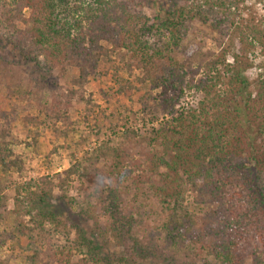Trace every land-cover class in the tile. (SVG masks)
<instances>
[{"label": "trees", "instance_id": "16d2710c", "mask_svg": "<svg viewBox=\"0 0 264 264\" xmlns=\"http://www.w3.org/2000/svg\"><path fill=\"white\" fill-rule=\"evenodd\" d=\"M247 1L178 0L164 18L153 21L143 11L150 0H0V65L10 62L9 54L15 51L13 62L44 71V79L54 70L61 79L75 74L68 101L41 102L39 115L25 116V125L39 128L42 116L68 120L69 104L83 99L90 73L112 54L127 62L130 71H141L166 111L175 108L198 76L196 87L204 95L197 108L174 118L173 127L153 130L151 137L127 135L117 148L95 150L96 162L110 152L115 172L127 164L136 169L144 164L147 169L133 179L129 171L122 176L133 180L137 190H150L143 239L133 237L135 218L119 202L106 209L111 222L105 225L91 206L73 211L66 201V182L73 177L93 180L94 169L72 164L57 175L59 197L52 181L42 178L43 189H27L15 199L16 209L31 222L17 225V232L29 240L26 248L34 249L28 264H105L103 253L111 245L122 249L117 257L121 262L131 256L149 259L147 252L156 250L155 257L171 264L193 262V257L206 263L213 257L220 264H264V17L257 16ZM194 23L216 34L218 52H205V42L189 38ZM224 37L226 47L221 46ZM255 51L263 60L257 65L258 80L250 82L246 72L254 65L247 56ZM9 104V111L0 109V172L22 176L26 162L14 150L13 128L6 120L17 109ZM258 135L263 140L256 144ZM158 144L165 153H173L170 161L155 150ZM202 156L208 162L201 161ZM4 189L0 178V221L2 213L10 214ZM89 222L92 237L83 226ZM46 224L66 234V241L75 231L70 252L83 257L73 262L65 258L63 240L51 243L53 229L47 231ZM34 238L48 243L35 249Z\"/></svg>", "mask_w": 264, "mask_h": 264}, {"label": "rangeland", "instance_id": "374dc122", "mask_svg": "<svg viewBox=\"0 0 264 264\" xmlns=\"http://www.w3.org/2000/svg\"><path fill=\"white\" fill-rule=\"evenodd\" d=\"M177 1L150 0L149 6L143 10L144 14L153 21L164 18L166 12ZM246 4L257 12V16L264 17V2L248 0ZM248 9L243 16L247 17L250 12ZM189 38L196 42H205L203 46L205 52L216 53L220 49L216 44V34L210 33L206 27L200 24L194 23ZM222 41L221 46L226 47V37ZM238 47L239 45L236 43L235 48ZM9 56L10 62L0 65V109L9 111L10 102L17 109L8 115L6 120L13 128L10 140L14 142V150L26 162V167L22 176L15 174L11 177L0 172L1 181L5 187L4 193L9 198L7 212H10L5 216V213L1 214L0 264H28L27 256L34 251V249L26 248L29 240L17 232L19 222L28 223L29 217L26 213H21L24 211L16 209L15 199L20 194H25L27 189L31 191H36L37 188L43 189L42 178L52 181L54 194L59 197L61 191L57 185L60 184V178L57 175L70 168L72 164L81 163L84 168L90 166L94 169L93 180L86 177H73L66 182V201L72 203L73 211L81 206H91L99 223L105 225L111 222L110 216L106 214V209L111 210L113 205L119 202L125 213H133L135 218L133 237L143 239V225L149 211L146 201L149 198L150 190L147 187L142 188V186H139L140 189L137 190L133 180L122 179V176L125 171H129L132 173L131 179H133L141 171L148 173L147 169L144 164H141V169L127 164L124 170L115 172V168L111 167L113 162L110 152L107 154V158L96 162L95 150L106 145L112 149L117 148L125 143L127 135L135 138L151 137L153 130L160 127H173L176 116L197 108L203 99L202 91L196 87L200 77L198 76L193 84H188L184 96L175 108L171 112L166 111L159 105L158 91L152 90L151 85L143 81L141 71L138 69L130 71L127 62L122 61L119 55L112 54L90 73L89 82L82 92L83 99L73 100L69 104L68 120L62 118L61 121H57V119L51 121L42 116L43 124L39 128H34L32 125H25L24 117L27 115L38 116L41 102L53 103L56 100L67 102L68 92L72 88L71 79L75 74L69 72L67 78L61 79L59 70H54L52 75L45 76L47 78L44 79V75H46L43 73L44 71L39 72L31 64L13 62L12 60L17 56L15 51H11ZM247 58L254 66L246 72V77L250 82H254L258 80L260 72L257 65L263 60V57L259 51H255L251 52ZM227 61L232 62V58L229 56ZM39 79L41 83L38 82ZM251 89L253 90V87ZM29 94L33 96L32 100H30ZM155 99L156 101H154ZM254 130L256 129L254 128ZM262 140L258 135L256 144L262 143ZM155 150L168 161L174 157L173 153L164 152L162 144L156 145ZM91 156L93 157L90 158ZM189 158L195 163L194 155H190ZM208 159L207 157L205 160L202 156L200 160L208 162ZM161 171H166V169L162 168ZM111 172L115 173L111 175L112 177L109 176ZM191 203L192 198L189 197L188 205L190 207ZM136 209L141 212V215L136 213ZM66 222L67 219L64 218L62 225L65 226ZM83 226L86 234L92 237V222ZM45 229H53V227L46 224ZM51 234L54 236L51 243L54 244L57 238L58 241L63 240L61 245H65L66 248L61 251V254L65 258L71 259L73 262L83 257L75 251L70 252V247L75 239V231L70 232L72 241H66V234L61 233L64 234L61 236L54 229L51 230ZM33 242L35 249L44 248L43 244L48 243L46 240L36 238ZM135 243L133 241V244ZM121 250L112 245L109 250L105 249L103 257L108 260L105 264H171L169 260L163 261L164 258L161 256L155 257L158 255L156 250L147 252L149 259L139 261V258L134 259L131 256L129 258L134 260L121 262L117 258L123 252ZM138 250L141 252L140 248ZM112 252L117 254L116 257L112 256ZM143 256L144 254L141 255V257ZM192 261L180 264H220L213 257H208L206 261L209 263L194 257Z\"/></svg>", "mask_w": 264, "mask_h": 264}]
</instances>
